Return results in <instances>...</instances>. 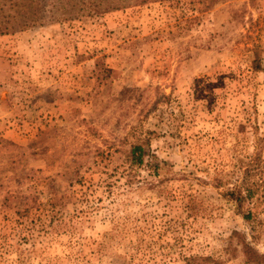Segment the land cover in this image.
<instances>
[{"label":"rangeland","instance_id":"1","mask_svg":"<svg viewBox=\"0 0 264 264\" xmlns=\"http://www.w3.org/2000/svg\"><path fill=\"white\" fill-rule=\"evenodd\" d=\"M95 1L0 35V264H248L264 0Z\"/></svg>","mask_w":264,"mask_h":264},{"label":"trees","instance_id":"2","mask_svg":"<svg viewBox=\"0 0 264 264\" xmlns=\"http://www.w3.org/2000/svg\"><path fill=\"white\" fill-rule=\"evenodd\" d=\"M134 1L147 2L152 0ZM118 5L102 7L101 3L95 0H0V35L40 24L47 18L50 20L67 18L68 13L76 9L87 8L94 13H99L104 9L118 7ZM131 154L134 159H137L136 161L141 162L143 159V146L134 144L131 148ZM247 172L248 170H246L242 184L238 185L237 199L239 202L245 198L253 197L258 191L259 180L247 181ZM259 199L260 197L256 196V199L244 214L245 219H250L254 215ZM241 241L243 253L248 264L264 263V253L259 252L249 242Z\"/></svg>","mask_w":264,"mask_h":264}]
</instances>
